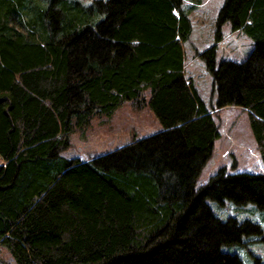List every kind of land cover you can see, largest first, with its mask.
Returning <instances> with one entry per match:
<instances>
[{
	"label": "trees",
	"instance_id": "obj_1",
	"mask_svg": "<svg viewBox=\"0 0 264 264\" xmlns=\"http://www.w3.org/2000/svg\"><path fill=\"white\" fill-rule=\"evenodd\" d=\"M221 2L196 54L214 106L245 109L264 165V0ZM188 9L0 0V245L15 264H240L220 247L259 226L220 219L206 200L264 209V176L219 166L194 186L218 131L182 74ZM222 23L251 40L239 61H214ZM125 100L160 129L85 159L60 154L70 133Z\"/></svg>",
	"mask_w": 264,
	"mask_h": 264
},
{
	"label": "rangeland",
	"instance_id": "obj_2",
	"mask_svg": "<svg viewBox=\"0 0 264 264\" xmlns=\"http://www.w3.org/2000/svg\"><path fill=\"white\" fill-rule=\"evenodd\" d=\"M83 5L91 0H78ZM222 0H181L185 8H189L187 16L190 32L182 43V74L190 78L204 107L211 112L212 120L217 125L218 136L213 140L210 157L199 170L194 186L205 182L208 176L219 166L225 172L248 171L261 173L264 176V165L261 164L255 144L248 129L246 111L235 104L214 106V91L210 85V74L205 70L204 62L196 52L213 41L214 20L216 11ZM221 39L215 44L214 61L228 59L239 61L251 49V40L243 32L230 29L228 23L220 25ZM160 129L152 111L146 106L134 109L128 100L113 110L109 117H92L83 131H75L69 135L68 148L60 151L65 157L75 156L79 159L103 153L114 146L126 143L128 138L150 134ZM208 207L220 219L230 216L235 221L243 219L256 223L260 233L251 232L241 235L238 244L221 246L222 250L234 253L240 264L264 262V209H257L253 203L234 205L224 199L222 203L206 200ZM0 264H15L12 257L0 245Z\"/></svg>",
	"mask_w": 264,
	"mask_h": 264
}]
</instances>
